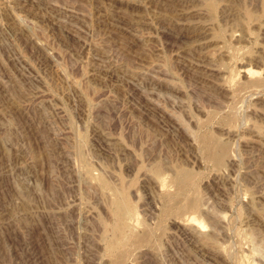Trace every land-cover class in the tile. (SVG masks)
<instances>
[{
  "label": "rangeland",
  "instance_id": "rangeland-1",
  "mask_svg": "<svg viewBox=\"0 0 264 264\" xmlns=\"http://www.w3.org/2000/svg\"><path fill=\"white\" fill-rule=\"evenodd\" d=\"M118 258L264 264V0H0V264Z\"/></svg>",
  "mask_w": 264,
  "mask_h": 264
},
{
  "label": "bare ground",
  "instance_id": "bare-ground-1",
  "mask_svg": "<svg viewBox=\"0 0 264 264\" xmlns=\"http://www.w3.org/2000/svg\"><path fill=\"white\" fill-rule=\"evenodd\" d=\"M176 1H185V0H176ZM187 1H189V0H187ZM205 3H207V2H205ZM207 7H206V9H208V11H213L214 9H215V4L214 3H212V2H209L207 5H206ZM210 13V12H209ZM212 13V12H211ZM210 13V14H211ZM256 16V15H255ZM249 18L250 19H253L254 18V16L253 15H249ZM166 22H168L169 24L171 23H174V22H171V21H169V20H166L165 21V23ZM150 84V83H149ZM152 85V84H151ZM233 114V113H232ZM226 117V116H225ZM226 122V121H225ZM206 123V122H205ZM209 123V122H208ZM205 138V137H204ZM209 138V137H208ZM205 140H206V138H205ZM207 142V141H206ZM208 146V152H209V154H210V156H211V158L213 159V161L215 162V164L218 166V167H221V166H223L224 165V163L226 162V160L229 158L228 157V149H229V147H228V145L226 144V143H224V142H220L217 138H211L210 139V141H209V144H207ZM206 146V145H205ZM206 147V148H207ZM208 156V155H207ZM210 158V157H209ZM160 164V163H159ZM158 165V164H157ZM159 166V165H158ZM155 167H156V165H155ZM163 167V166H162ZM177 167H178V165H177ZM157 168V167H156ZM178 169V168H177ZM157 170V169H156ZM161 170V169H160ZM158 173H159V170L157 171ZM191 173H194V172H192L191 171ZM190 173V170L188 171H186V170H181L180 169V171H179V173H178V175L175 177L176 179H174L175 180V183L178 185V186H176V187H180V188H182V189H184V187L185 186H187L188 184H190V182H191V179H193L192 178V174ZM161 174V173H160ZM196 174V173H195ZM174 176V175H173ZM106 183H107V181H106ZM194 185V184H193ZM114 186V185H113ZM118 187V186H117ZM122 187H124V186H122ZM112 188V187H111ZM116 187H114L113 188V190L115 189ZM125 188V187H124ZM189 188V187H188ZM197 189V188H196ZM116 190V189H115ZM117 193H118V196H117V200H115L116 201V203L114 204L115 205V217H116V220H117V222H116V225L115 226H113V230H111L112 232L114 231V236H115V238H114V240H112V242H113V244H112V246H113V248H115V246L117 245V241H118V239L121 237V235H122V233H123V230H124V227H125V225H126V222H128V220L129 219H127V218H129L128 216H130V215H128L127 216V214H128V206H129V197H127L128 196V194L126 195V193L124 192V191H122V190H119L118 188H117ZM178 192V191H177ZM116 193V192H115ZM198 192H196V194H197ZM175 195V194H174ZM179 195V194H178ZM189 196H191V195H189ZM196 196H198V195H196ZM196 196H194V197H196ZM197 198V197H196ZM199 199H200V197H198ZM197 198V199H198ZM196 199V201H198ZM190 201H192L191 203L193 204V206H194V208H197V203H196V201L195 202H193L194 201V198H193V200L192 199H189ZM190 201H188V204H187V206L189 205V203H190ZM201 202V201H200ZM192 204H190V206L192 205ZM186 205V204H185ZM201 207V206H200ZM199 207V208H200ZM186 208V207H185ZM184 208V209H185ZM193 208V209H194ZM188 209L190 210L191 209V207L189 208L188 207ZM184 211H186V210H184ZM127 220V221H126ZM203 227H204V225H201V227H199V229H201V231H205L204 229H203ZM112 229V228H111ZM147 230V229H146ZM149 231V230H148ZM147 231V232H148ZM147 232H145V234L144 235H142V236H140L139 237V240L140 241H145V239L146 238H148L147 237ZM198 232V231H197ZM202 233V232H201ZM199 235V234H198ZM123 236H124V234H123ZM201 238V237H200ZM113 239V238H112ZM127 240V239H126ZM148 242V241H147ZM206 242H208V241H206ZM209 242H210V240H209ZM140 243V242H139ZM200 243V242H199ZM216 243H218V242H216ZM215 243V244H216ZM203 245H205L204 243H202ZM209 244V243H208ZM111 246V245H110ZM112 248V249H113ZM118 248H119V246H118ZM118 248H115L116 250L118 249ZM219 248V247H218ZM218 248H217V250H218ZM211 249H215V247L214 248H211ZM111 250V249H110ZM109 250V251H110ZM115 250V251H116ZM119 250V249H118ZM219 250H221V249H219ZM124 252V251H123ZM120 253V252H119ZM112 254L114 255V252H112ZM116 254V253H115ZM122 254V253H121ZM120 254V255H121ZM219 254V253H218ZM111 255V254H110ZM118 255V254H117ZM116 255V256H117ZM121 256H125V255H121ZM111 257H113V256H111ZM120 257V256H119ZM121 260H123V259H121V258H118L117 260L116 259H114V261L116 262H119V263H117V264H120L121 262ZM124 260H125V258H124ZM112 263V262H111ZM115 264V263H114Z\"/></svg>",
  "mask_w": 264,
  "mask_h": 264
}]
</instances>
